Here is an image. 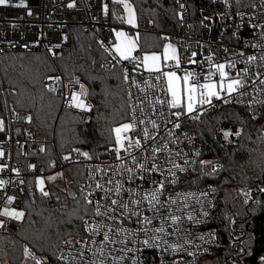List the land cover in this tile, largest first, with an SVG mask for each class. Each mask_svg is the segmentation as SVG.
<instances>
[{
  "label": "built area",
  "instance_id": "built-area-1",
  "mask_svg": "<svg viewBox=\"0 0 264 264\" xmlns=\"http://www.w3.org/2000/svg\"><path fill=\"white\" fill-rule=\"evenodd\" d=\"M210 1L212 6L208 10L200 9L196 20L190 17L186 0H175L179 20L178 30L172 34L166 32L159 35L176 43L180 67H172L175 62L168 61V67H164V70L176 71L181 76L185 71L195 72L202 83L209 71V62L206 60L208 56H212L214 64L242 61L249 55L257 56V60L252 64L238 62L235 69H228L230 75L235 76L237 70L248 68L250 73V77L247 78L248 86L241 89L248 93L247 95L241 97L233 94L229 102L225 103L224 99L227 97L222 94L221 99H213L214 107L209 108L204 105L203 107L207 108V111L192 114L199 115V117H211L225 104H233L244 107L254 117L264 104L254 102L264 101V84H260V80H264V61L259 60V56L264 55V0H227V3L225 0ZM114 3L115 0H25V7H16L14 5L19 4V0H12L9 5H0V50L45 52L50 58L54 70L43 77L44 85L60 96V109H70L77 113L79 120L83 122L91 117L92 108L83 110L71 107L69 101L73 92L81 91V84L84 85L88 93L87 84L78 76H63L56 61L62 57L63 50L71 44V27H79L96 36L100 47L106 53V57L100 61L101 67L105 70L118 67L121 70L129 107V117L126 122L131 121L134 107L137 120L145 121L143 125L137 127L135 133L128 135L142 138V130L145 127L151 133H158L154 142L151 140L147 142L148 151L143 153L137 151L136 155L147 157L151 148L167 144V149L164 152L156 153L158 159L155 160V163L165 174L172 167L171 161H175L186 169L183 172L175 170L177 182L166 184V191L161 199L167 202L170 196L175 197L177 193L195 194L188 197L187 200L181 197L177 204L168 205L167 208H162L159 213L148 210H145L144 213L150 217H164L165 223H170L167 220L170 214L183 216L182 231L176 233L173 228L169 227L168 231L173 234L167 237L169 244H182V251L172 253L171 251L163 252L162 249H143L140 253H129L128 255L130 257L139 255L143 264H162L161 256L163 264H197L203 256L223 243L221 233L212 225L211 219L219 190L216 184L207 183L208 179L212 177L211 173L220 166V163L212 161L210 164L201 165V161L210 160L203 155L198 135L186 125L197 119H192L191 115H182L179 118L181 127L175 129L173 123L177 122V117L170 113L178 109H169L167 105L161 106L158 103V99H170V95H165L164 82L157 81L154 74H150L140 63L145 54L157 52L144 53L135 49L132 55L137 58L136 60H121L112 49L116 39L115 31L129 30L124 27V22L123 24L120 22L122 19H117L118 16L123 17L122 13H116ZM70 4L73 6L69 7ZM105 5L108 7L107 13L104 11ZM29 11L31 15L28 14ZM136 31L152 32L154 26L147 21L139 20ZM241 52L244 53L243 57L238 55ZM193 53L196 55L193 56ZM190 61H195V63ZM164 63L161 60L162 66ZM137 64H140V67H136ZM125 71L129 77L127 80L124 78ZM257 73H259V77L256 76ZM218 79V74L213 77V80L218 81ZM256 88L261 91H256ZM0 91L3 96L0 97V122H2L0 124V152H3V156H0V180L5 181L0 185V213L5 207L24 213L21 219L0 215V234H9L25 221L29 211L27 209L29 198L40 196L46 208L55 209L57 207V196L52 193L54 183L48 179L49 177H56L66 170L69 172L67 174H70L73 166L80 165L83 171V180L78 183L77 194L85 201L81 189L84 192H91L95 181L103 183L112 178V173L116 170L115 166L122 162L117 160L113 150L116 147L115 143L99 145L92 149L85 145H78L61 150L57 147L53 135L48 137L41 129L32 125L28 112L10 107L4 94V88L1 87ZM81 98L92 107L89 94ZM141 108H143V112L140 111ZM161 112L164 113V116L160 115ZM151 120L156 121L159 125L158 129L152 128L149 123ZM168 129L174 132V137L167 135ZM141 142L144 144L143 140ZM77 149L79 151H76ZM169 151L173 155L169 156ZM197 151L200 153L199 156L196 155ZM83 152L89 153L91 158L83 156ZM177 152L180 153L179 156L175 155ZM121 155H124L123 151ZM65 157H69V159H65ZM141 162H144L143 159ZM128 164L131 166L130 160ZM98 167L107 171L108 176L105 177L96 172ZM93 174H95V180L90 179ZM162 178L159 172L151 173L147 181L137 179L130 186L151 188L152 180L159 181ZM41 179L44 181L43 192H47V196L43 195L41 186H39ZM201 193H207V196H201ZM103 195V192L97 190L89 199L99 200L101 204H110V200L102 199ZM8 197L14 199L9 202ZM124 198L127 199V196ZM185 203L189 207L183 208L182 205ZM90 208L91 212L82 218V232L65 235L58 247L57 256L61 252L67 254L70 249L79 259L78 252L81 250V243H76V241L83 242L93 239L85 230L84 220L90 223H110L113 224V227L119 226V221L113 223L103 216H96L95 205H90ZM204 212H207L208 216H204ZM188 213H192L196 219L204 222L189 221ZM159 225L160 220L157 219L153 221L151 227ZM124 226L132 229L138 227L131 221L125 222ZM148 235L151 236L153 233L149 232ZM201 235L204 236L203 240L199 238ZM140 238L142 239L143 236ZM96 239H102V236L96 237ZM185 239L190 240L191 243L184 244ZM68 240H72L74 243L72 245L65 244L64 242ZM24 246L29 248L37 259L45 261L32 247ZM132 246L128 245V247ZM116 247L122 246L116 245ZM116 254L122 255V253ZM91 259V254L85 251L83 261H91ZM59 263L62 264L60 261ZM125 264H130V260H126Z\"/></svg>",
  "mask_w": 264,
  "mask_h": 264
},
{
  "label": "trees",
  "instance_id": "trees-1",
  "mask_svg": "<svg viewBox=\"0 0 264 264\" xmlns=\"http://www.w3.org/2000/svg\"><path fill=\"white\" fill-rule=\"evenodd\" d=\"M186 1L190 17L196 20L200 9L212 6L210 0ZM129 2L138 21L154 26L152 32L138 31L136 49L159 51L166 40L159 34L178 30L175 0ZM121 5L114 3L118 14ZM71 37L56 63L63 76H78L87 84L92 104L88 120L81 122L77 113L60 109V96L44 85L43 77L54 70L45 52L0 50V88H4L9 106L28 112L30 123L48 137L53 135L61 150L109 145L115 140L113 129L129 117L121 70L101 67L106 53L93 33L73 26ZM186 125L198 135L203 155L220 163L207 183L216 184L219 190L211 219L223 243L197 264H264V104L254 117L244 107L225 104L211 117L201 116ZM225 132L230 133L227 138ZM71 172L64 171L54 184L55 209L46 208L40 196H33L25 221L13 232L0 234V264H36L25 256L24 245L32 247L47 264H60L55 257L62 239L80 234L82 218L91 212L77 194L82 167L75 165Z\"/></svg>",
  "mask_w": 264,
  "mask_h": 264
},
{
  "label": "snow or ice",
  "instance_id": "snow-or-ice-1",
  "mask_svg": "<svg viewBox=\"0 0 264 264\" xmlns=\"http://www.w3.org/2000/svg\"><path fill=\"white\" fill-rule=\"evenodd\" d=\"M115 2L122 4L124 11L127 14L126 18L118 16L117 19H122L123 22L127 24L135 25V12L133 5L129 3V0H115ZM11 3L12 0H0V5H9ZM225 3H227V0H225ZM14 6L25 7V0H19V4ZM72 6L73 5L71 4L69 5V7ZM104 11L105 13L108 12L107 5H105ZM28 14L31 15V12L29 11ZM115 38L116 41L112 45V49H114L120 59L136 60L137 58L134 57L132 53L137 48L138 38H132L123 31H115ZM252 46L260 47L258 45ZM225 51H227V49H225ZM195 55L196 54L193 53V56ZM238 55L243 57L244 53L241 52L238 53ZM162 59L165 62L163 66L161 64ZM206 60L209 62V71L204 77L202 83L199 80L198 74L195 72L185 71L181 76L178 75L176 71L164 70V67H168V61L175 62L172 67H180L177 51L171 44L164 46L162 55L157 53L145 54L140 62L150 74H154L157 81L162 80L164 82L163 90L166 96L170 95V99H158V103L161 106L167 105L169 109H178L177 111L170 113L177 117V122L173 123V128L175 129L181 127L179 118L182 115H191L192 119H198L199 115L192 114L200 111H207V108L203 107L204 105H207L209 108L214 107L213 99H221L222 94L224 97H227L224 99L225 103L229 102V99L233 94L241 97L248 94L241 91V89L248 86L247 78L250 77L248 68L246 67L243 70H237L235 76L230 75L228 69H235L238 62L252 64L257 60V56L249 55L242 61H227L226 63L221 64H214L212 62V56L206 57ZM259 60L264 61V55L259 56ZM190 62L195 63V61ZM136 67H140V64H137ZM217 74L219 77L218 81L213 80V77ZM256 76L259 77V73H257ZM124 78L125 80L129 79L126 71ZM77 83H79L78 80ZM133 83L135 84V81H133ZM260 84H264V80H260ZM80 89V92L72 93L69 106L83 110H90L91 105L86 104L84 99L81 98L87 96V90L82 84L80 85ZM255 90L258 92L261 91L259 88H256ZM254 102L264 103V101ZM140 111L143 112V108H141ZM135 112L136 108L134 107L132 109L133 115L131 121L113 129L116 145L113 150L115 151L117 160L122 163L115 166L116 170L112 173V178L105 180L103 183L95 181V185L91 192H84V190L81 189V192L85 196L86 203L95 205L96 216H103L113 223L119 221V226L113 227V224L110 223H90L89 221L84 220L83 224L85 230L91 237H93V239L83 242L76 241V243H81V250L78 252L79 259H77V255H74L70 249L67 254L61 252L60 255L55 258L62 262V264H82L85 251L91 254L92 259L91 261H83V264H109V261H111V264H125L126 260H130V264H143V260L139 255L130 257L128 254L140 253L143 249H162L163 252L171 251L172 253H177L183 250L182 244H169L167 242V237L173 234L168 231L169 227L173 228L176 233L182 231L183 216L170 214L167 218L170 223H165L164 217H150L144 213L145 210L159 213L162 208H167L168 205L177 204L178 199L181 197L184 200H187L188 197L194 196L195 194L177 193L175 197L170 196L167 202L161 199L166 191V184H175L177 182L175 170L183 172L186 169L175 163V161H171L172 167L169 168L167 174H165L159 165L155 163V160L158 159L156 153L164 152L167 149V144L151 148L147 157H138L136 155L137 151L141 153L148 151V148L146 147L147 142L150 140L154 142L158 133H151L149 132V129L145 127L142 130V138H134V136L128 135L129 133H135L137 127L145 123L144 120H137ZM160 115L164 116V113L161 112ZM149 123L153 129H158L159 125H157L155 120H151ZM0 124H2V122H0ZM239 134V132L236 133V135ZM167 135L169 137L175 136L171 129L167 130ZM229 135V132L224 133L226 138ZM141 140L144 141V144H142ZM76 151L79 150L77 149ZM122 151L124 153L123 156L121 155ZM82 155L91 158L87 152H83ZM171 155H173V153L169 151V156ZM175 155L179 156L180 153L177 152ZM196 155H200L199 151L196 152ZM0 156H3V152H0ZM65 159H69V157H65ZM141 159H143L144 162H141ZM129 160L131 161V166L128 164ZM185 163H187V161H185ZM200 163L201 165L210 164L211 161H201ZM96 172H99L102 176H108V172L99 167L96 169ZM156 172H159L163 178L159 181L152 180L151 188L145 189L142 188V186H130L137 179L147 181V179L150 178V174ZM116 177L119 178L117 179ZM170 177L171 179H169ZM55 178L56 177L53 176L48 179L54 180ZM90 179L95 180V174H93ZM4 183L5 181L0 180V185ZM39 184L43 195L47 196L48 193L43 192L44 181L42 179L39 181ZM97 190L103 192L104 195L102 199L110 200V204H101L99 200L89 199V197H92ZM261 191H264V189H261ZM125 196H127V199L124 198ZM201 196H207V193H201ZM245 196L247 197L248 193H245ZM13 199V197H8L9 202ZM182 207L187 208L189 205L185 203ZM0 215L21 219L24 213L5 207ZM203 215L208 216V213L204 212ZM157 219L160 220V225L158 227H151L153 221ZM187 219L195 223L204 222L203 220L196 219L192 213L187 214ZM128 221L134 222L138 227L136 229L125 227L124 223ZM149 232L153 233V235L149 236ZM101 236L102 239H96V237ZM141 236H143L142 239L140 238ZM199 238L203 240L204 236L201 235ZM64 243L72 245L74 241L68 240ZM190 243V240H184V244ZM129 244L133 246L128 247ZM116 245H121L122 247H116ZM137 245H139V247H137ZM116 253H122V255ZM24 254L26 257L34 259L36 264H47V261L37 259L27 247L24 249ZM161 261L163 264L162 256Z\"/></svg>",
  "mask_w": 264,
  "mask_h": 264
},
{
  "label": "rangeland",
  "instance_id": "rangeland-1",
  "mask_svg": "<svg viewBox=\"0 0 264 264\" xmlns=\"http://www.w3.org/2000/svg\"><path fill=\"white\" fill-rule=\"evenodd\" d=\"M130 3V2H129ZM122 7H123V5H121ZM134 8V7H133ZM123 10H122V17L123 18H126V16H127V14H126V12L124 11V8H122ZM134 12H135V10H134ZM135 17H136V14H135ZM138 20H137V18H136V22H135V25H130V24H127V23H125L124 22V27H127V28H129V30H123V32H125V33H127L128 34V36H130V37H132V38H137L138 37V31H136V28H137V25H138ZM130 29H132V30H130ZM115 41H116V39H115ZM167 44H171V45H173L174 47H175V49H176V51L178 50V48H176V43L173 41V40H171V39H168V38H166V40H164L163 41V43H162V46H161V48H160V50L159 51H157V50H152V51H148V52H146V53H152L153 51L154 52H157V53H159V54H161L162 55V53H163V50H164V46L165 45H167ZM178 52V51H177ZM163 60V59H162ZM127 123V122H126ZM122 124H125V122H122V123H120L119 125H117L116 127H119L120 125H122ZM115 127V128H116ZM113 136L115 137V133H113ZM113 144L115 143V140H114V142H112ZM111 143V144H112ZM61 176V173L58 175V176H56V178L54 179V180H51L54 184H55V181H56V179L58 178L59 179V177ZM50 180V179H49ZM39 186H40V184H39ZM52 193H53V195H55V196H57V194H56V190H55V187L53 186V188H52Z\"/></svg>",
  "mask_w": 264,
  "mask_h": 264
},
{
  "label": "crops",
  "instance_id": "crops-1",
  "mask_svg": "<svg viewBox=\"0 0 264 264\" xmlns=\"http://www.w3.org/2000/svg\"><path fill=\"white\" fill-rule=\"evenodd\" d=\"M144 53H146V52H144Z\"/></svg>",
  "mask_w": 264,
  "mask_h": 264
}]
</instances>
